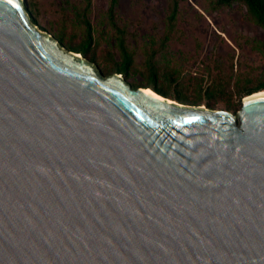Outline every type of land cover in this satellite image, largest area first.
Segmentation results:
<instances>
[{"label":"water","instance_id":"95a60500","mask_svg":"<svg viewBox=\"0 0 264 264\" xmlns=\"http://www.w3.org/2000/svg\"><path fill=\"white\" fill-rule=\"evenodd\" d=\"M149 89L0 0V264H264V91Z\"/></svg>","mask_w":264,"mask_h":264},{"label":"rangeland","instance_id":"374dc122","mask_svg":"<svg viewBox=\"0 0 264 264\" xmlns=\"http://www.w3.org/2000/svg\"><path fill=\"white\" fill-rule=\"evenodd\" d=\"M109 1L93 0L88 15L95 63L106 76L121 61L116 33L107 17ZM30 2L40 30L56 38L63 34L74 43L84 39L85 26L79 16L84 0H26L27 5ZM170 4L171 0H119L118 23L134 61L129 74L122 76L132 86L148 84L147 61L153 57L158 85L187 100L175 101L187 105L200 101L194 106L209 107L210 103L209 108L216 110L231 106L239 111L241 91L264 81V30L243 3L215 9L212 0H179L176 27L164 41ZM82 55L91 60L90 54ZM208 91L222 94L208 100Z\"/></svg>","mask_w":264,"mask_h":264},{"label":"trees","instance_id":"16d2710c","mask_svg":"<svg viewBox=\"0 0 264 264\" xmlns=\"http://www.w3.org/2000/svg\"><path fill=\"white\" fill-rule=\"evenodd\" d=\"M92 2L93 0H84V6L79 10V16L82 19V22L85 26V37L83 40H81L78 43H74V41L68 40L66 41L65 37L63 34H60L57 36V39L62 43L66 44L68 48L76 53L88 55L90 54V58L93 62L96 60V55L93 52V29L92 25L89 21L88 15L92 7ZM239 2L243 3L248 10V13L252 20L260 26L264 30V0H212V5L215 9L223 8V7H230L234 3ZM27 5L28 11L31 15L33 23L37 24V21L35 19V16L33 14V3L30 2ZM118 7H119V0H110L109 1V7L107 11V17L109 20V23L112 27V29L116 33V41H117V46L120 51L121 55V61L115 63V67L113 68V71L110 72L111 74L113 73H119V74H124L128 75L129 72L131 71L134 61H133V56L131 51L128 48V45L126 43V38H125V31L123 28L118 23ZM178 15H179V0H171L170 4V13L167 18L166 22V27H165V32H164V41H168L171 37V32L175 29L177 20H178ZM261 48L263 49L264 52V42L261 45ZM153 57H150L147 61V66L150 69V78H149V83L144 84V83H139L136 85H133L134 88H139V87H148L154 89L158 94L167 97L169 99H176L181 102H186L187 100L183 97L180 96V93L176 91V95L171 94L167 89L164 87H161L158 85V74L156 70L155 63L153 61ZM259 91H264V81L260 83L257 87H245L243 91L239 94V109L242 107V100L248 95H251L253 93L259 92ZM222 93L220 92H211L208 91L206 92V98L208 100H214L217 96L221 95ZM194 105L199 104L200 101L192 102ZM186 104V103H185ZM209 107H212V104H208ZM228 111H233L234 113H237V109L235 107H228Z\"/></svg>","mask_w":264,"mask_h":264},{"label":"bare ground","instance_id":"6f19581e","mask_svg":"<svg viewBox=\"0 0 264 264\" xmlns=\"http://www.w3.org/2000/svg\"><path fill=\"white\" fill-rule=\"evenodd\" d=\"M149 91H152V89H149Z\"/></svg>","mask_w":264,"mask_h":264}]
</instances>
